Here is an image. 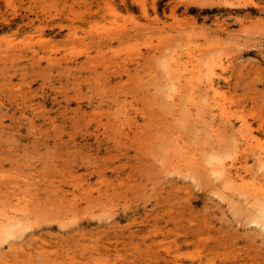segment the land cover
<instances>
[{
    "label": "rangeland",
    "instance_id": "1",
    "mask_svg": "<svg viewBox=\"0 0 264 264\" xmlns=\"http://www.w3.org/2000/svg\"><path fill=\"white\" fill-rule=\"evenodd\" d=\"M255 148L264 0H0V208L30 227L0 264H264L253 206L213 175L254 173Z\"/></svg>",
    "mask_w": 264,
    "mask_h": 264
},
{
    "label": "bare ground",
    "instance_id": "2",
    "mask_svg": "<svg viewBox=\"0 0 264 264\" xmlns=\"http://www.w3.org/2000/svg\"><path fill=\"white\" fill-rule=\"evenodd\" d=\"M122 38V37H121ZM120 38V39H121ZM170 74L172 75V74H174V72H170ZM175 75V74H174ZM177 75V74H176ZM214 75V74H213ZM174 76L172 75V76H170V78L168 79V80H166L167 82H166V84H165V86H164V88L168 91V90H170L169 92H168V95L170 94V92H171V94H170V98L172 97V106L171 107H173L174 109H175V112L176 113H178V112H181L180 111V109H179V107H180V99H179V95H178V92L180 91V86H179V84H180V82H178L177 81V78L175 79V78H173ZM189 82V84L190 85H192L191 84V81H188ZM192 82H195V81H192ZM161 83V82H160ZM209 85H208V92H207V94H205L206 95V97H205V100H206V103H205V105H206V107H208V109H210L211 110V113L212 112H216L219 116H221L222 117V119H225L226 121H228V123H232V119L235 117V114H234V112L232 111V109L230 108V107H228L225 103H226V101H220V99H218L221 95H222V91H221V89H220V87L218 86V84H216L215 83V81L211 78L210 79V81H209ZM190 85H189V87H190ZM162 86V85H161ZM178 86H179V88H178ZM191 89H192V91L193 90H195L196 89V86L195 85H192V87H191ZM194 92V91H193ZM196 95V94H195ZM195 95L193 96L194 98H195ZM166 97H167V95H166ZM189 97H191V96H189ZM221 98H222V96H221ZM169 99V98H168ZM167 100V99H166ZM189 100L191 101L192 99H190L189 98ZM169 101V100H168ZM167 101V102H168ZM189 101V102H190ZM179 102V103H178ZM196 102V101H195ZM224 102V103H223ZM228 102V101H227ZM192 103H194L193 101H192ZM190 104V103H189ZM192 105H195V103L194 104H192ZM207 109V110H208ZM174 112V111H173ZM210 113V114H211ZM212 115H213V113H212ZM211 116V115H210ZM218 116V117H219ZM212 117H214V115L212 116ZM215 120V119H214ZM224 120V121H225ZM237 120V119H236ZM214 123V122H213ZM213 125V124H212ZM249 124L246 122V120H244V119H242L241 120V122H240V128L238 129V132H239V135L240 136H243V133H247L248 134V132H250L251 133V131H250V129H251V126H248ZM251 125V124H250ZM211 126V125H210ZM239 126V125H238ZM217 127V126H216ZM216 127H215V125H213L212 126V131L211 132H213V133H215V136L216 135H218V137H220L219 136V133L217 132V130H219V129H216ZM253 129V128H252ZM216 133H218V134H216ZM251 136L252 137H249V138H247V139H245V146H247V147H252L253 146V143H256V144H259L260 143V139H258L256 136H254V134L253 133H251ZM217 137V138H218ZM216 138V137H215ZM243 138H245V136L243 137ZM178 141V140H177ZM240 142V141H239ZM178 143V142H177ZM255 144V145H256ZM176 145V144H175ZM254 145V146H255ZM179 146V144H177V147ZM253 146V147H254ZM180 147V146H179ZM178 147V148H179ZM252 147V148H253ZM175 148V147H174ZM178 148H176L177 150H178ZM182 149L184 148V146H182L181 147ZM256 149V156H257V162H258V170L257 171H255L254 173H250V169H248L247 167H246V164L244 165V164H242V165H239V166H241V167H234L235 166V164H232V163H230V165L232 166H230V168H225V166H221V167H219L220 165H216L215 167V170H213V175H214V178L215 179H217L219 182H220V184H221V186L222 187H224L225 189H232V190H234V191H238V193H240V198H238V195H236L237 196V199L239 200V199H241V198H244V199H242V202H243V205H244V201L251 207V205L253 206V210H254V212H255V215L252 217V218H249V217H247V218H249L248 220H249V223H250V225H252V224H254V225H256V227L258 226L259 227V229L260 230H262V231H264V153H262V152H260V151H258V149L257 148H255ZM253 150V149H252ZM179 151H180V149H179ZM264 151V150H263ZM252 152V151H251ZM179 154H181V152L179 153ZM184 154H187L186 152L184 153V151H183V155ZM182 154L180 155V156H182V159L184 158V156H183ZM189 155V154H188ZM235 155V154H234ZM192 156V155H191ZM190 156V157H191ZM177 158H178V156H177ZM176 158V159H177ZM187 158H188V156H187ZM255 158V157H254ZM185 160H186V158H184ZM234 159V158H233ZM180 159H178L177 161H179ZM188 160H194V159H187V161ZM238 160V159H237ZM177 161H175V162H177ZM187 161H186V163H187ZM174 162V163H175ZM191 162V161H190ZM189 161H188V164H180V163H182L181 161L180 162H178V164H180L179 166H180V168H177V166L176 165H173V166H175L176 168L174 169L177 173L179 172V170L182 168V167H184V168H182V170L184 171V173H182V174H185L186 175V173L188 174V176L189 175H191V174H194V171L196 172V175H197V172H199V168H201V166H198V168L197 167H195L194 165H193V163H194V161H192L191 163H192V167L191 166H189V163H190ZM197 162H198V160H197ZM233 162L235 163V161L233 160ZM199 163V162H198ZM227 163V162H226ZM220 164H221V162H220ZM228 164V163H227ZM229 167V166H228ZM234 167V168H233ZM212 168H213V166H212ZM202 170V169H201ZM200 170V171H201ZM205 170V169H204ZM203 170V171H204ZM174 172V171H173ZM186 172V173H185ZM202 172V171H201ZM206 173H208L207 171H205ZM210 172H211V170H210ZM209 172V173H210ZM175 173V172H174ZM195 175V174H194ZM193 175V176H194ZM208 175H210V174H208ZM212 176V175H211ZM190 177V176H189ZM14 183H16V182H14ZM13 183V184H14ZM218 183V182H217ZM222 189V188H221ZM22 193V192H21ZM232 194H233V192H232ZM25 196H26V194H25ZM234 196V195H233ZM18 198V197H17ZM27 198H29L30 199V197H27ZM236 198V197H235ZM19 199H20V197H19ZM237 200V201H238ZM28 201V200H27ZM9 202V201H8ZM7 202V203H8ZM11 202V201H10ZM9 202V203H10ZM17 202V201H16ZM22 202H20V204H21ZM13 204V203H12ZM19 204V205H20ZM235 204V203H234ZM8 205V204H7ZM15 205V204H14ZM24 205V204H23ZM246 205V204H245ZM248 205L246 206V207H248ZM26 206H27V204H26ZM236 206V205H235ZM5 207V206H4ZM8 207H9V205H8ZM16 207V206H15ZM29 207V205L26 207V210L25 211H27V214H28V208ZM6 210H7V208H5ZM6 210H4V208H0V246L1 245H4V244H6V243H8V242H10V240L11 239H14V237L17 235V236H20L22 233H20V232H23L22 230L23 229H25L26 227H28V228H30L29 226H25L24 224H23V221H22V212H20V211H18L17 209L16 210H11V211H6ZM251 213V212H250ZM27 214H25V215H27ZM24 216V215H23ZM28 216V215H27ZM28 217H30V216H28ZM28 219V218H27ZM27 221H29V220H27ZM27 223H29V222H27ZM29 225V224H28ZM31 225V224H30ZM32 228V227H31ZM26 230H27V228H26ZM26 230H24L25 231V233L26 232H28V231H26ZM30 231V230H29ZM19 233H20V235H19ZM24 233V232H23ZM24 235V234H23ZM22 235V236H23ZM21 238V237H20ZM19 238V239H20ZM16 239V238H15ZM14 239V240H15ZM19 239H17V240H19ZM14 244V242H12V244H8V246H11V245H13ZM18 245H19V243H18ZM20 246V245H19ZM10 249V248H9ZM12 249V248H11ZM13 250H15V249H13ZM18 250V249H17ZM1 251V250H0ZM4 251V250H3ZM14 252H16V251H14ZM43 252V251H42ZM2 253V252H1ZM4 253V252H3ZM44 253V252H43ZM42 254V253H41ZM1 256V255H0ZM29 258V257H28ZM26 260H27V258H26ZM24 260L23 262L25 263V262H29L30 260H31V258L29 259V261L27 260ZM32 260H33V258H32ZM31 260V261H32ZM10 264V263H9Z\"/></svg>",
    "mask_w": 264,
    "mask_h": 264
}]
</instances>
